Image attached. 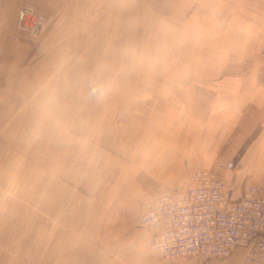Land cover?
Listing matches in <instances>:
<instances>
[{
	"label": "rangeland",
	"instance_id": "1",
	"mask_svg": "<svg viewBox=\"0 0 264 264\" xmlns=\"http://www.w3.org/2000/svg\"><path fill=\"white\" fill-rule=\"evenodd\" d=\"M25 4L34 8L28 28L20 19ZM14 37L21 43L15 54L12 41L1 44L13 53H0V61H20L0 83V264H99L93 253L105 252L113 230L104 222L112 214L102 211L117 173L107 168L109 158L129 157L148 132L202 129L206 110L213 137L209 162L197 169L217 171L235 198L250 184L264 187L245 177L235 196L232 183L247 175L239 154L260 127L238 124L223 147L221 117L214 115L241 110L236 104L243 103V115L252 119L255 71L264 77V0H23ZM104 75L114 84L97 100L89 87ZM237 91L245 94L241 100ZM241 129L251 134L234 154L227 144ZM60 139L86 141L84 157L73 161L81 172L71 178L64 221L45 211L46 151L55 153ZM54 156V167L60 166ZM229 161L235 166L223 167ZM85 173L91 185L77 186ZM61 183L59 176L53 184ZM241 248L197 258L198 264Z\"/></svg>",
	"mask_w": 264,
	"mask_h": 264
},
{
	"label": "crops",
	"instance_id": "2",
	"mask_svg": "<svg viewBox=\"0 0 264 264\" xmlns=\"http://www.w3.org/2000/svg\"><path fill=\"white\" fill-rule=\"evenodd\" d=\"M23 0H0V53L5 52L15 54V47L18 49L21 43H15V29L18 18L19 5ZM28 1V0H27ZM165 2L166 0H162ZM1 41H12L13 46L7 49L1 44ZM4 46L5 49H2ZM10 46H8L10 48ZM14 47V48H13ZM10 52V53H9ZM11 55H9L10 57ZM15 58V57H13ZM13 60V59H12ZM20 61L5 62L0 61V83H7L16 71V65ZM254 75L253 106L254 111L252 119L245 117L243 103H237L241 110L231 112L229 110H216L214 115L221 117V139L219 143L225 146L230 130H235L238 124L241 126L244 122L253 123L260 127L253 141L248 144L242 154H239V163L248 165L246 174H241L233 180L234 188L242 185L244 178L247 183L257 182L264 184V77L258 74ZM13 77V76H12ZM209 89V86H207ZM237 99L245 95L241 91L235 92ZM204 102L206 109L209 108V92L206 93ZM243 102V101H242ZM207 125L202 129L190 130V132H148L145 138H142L136 149L129 157H118L108 161L107 168L117 167L113 181L108 184L106 207L102 211H108L112 218L105 219L106 227L113 229L103 243L104 251L93 253L95 260L99 264H198L196 257L178 258L172 261H161V255L158 251L149 247L148 238L150 231L141 224V215L145 212L148 205L158 196L159 192L166 186L178 182L186 181L193 170L198 165L209 162V137L212 138V131L209 130V110L205 112ZM247 120V121H246ZM199 128L198 126H196ZM254 127V128H256ZM230 128V129H229ZM242 130V129H241ZM244 131V132H242ZM237 133L231 145L228 147L232 153H238L249 132L242 130ZM220 132V131H219ZM53 143V141H52ZM86 141H73L60 139L56 141L55 150L56 159L60 160L61 165L54 167V152L46 151V207L45 211L58 212L61 220L64 221L65 213L69 211L71 178L80 177V163L74 165L75 159L83 158L85 151L81 147H86ZM230 145V146H229ZM48 147V143L46 145ZM54 146L52 147L55 148ZM59 147L61 148L59 150ZM95 154L102 155L98 150ZM96 157V155H94ZM101 170V168H100ZM83 171V168H82ZM92 171H90L91 176ZM94 173V172H93ZM85 180L79 187H88L91 183ZM61 177L62 183L56 188L54 180ZM3 177L0 174V179ZM5 182V179L3 180ZM101 182H98L100 185ZM242 188H237L235 196H239ZM233 195V196H234ZM4 209L0 212L4 213ZM245 248L238 249L232 256L222 259H216L210 264H243ZM96 262V261H95ZM97 264V263H96Z\"/></svg>",
	"mask_w": 264,
	"mask_h": 264
},
{
	"label": "built area",
	"instance_id": "3",
	"mask_svg": "<svg viewBox=\"0 0 264 264\" xmlns=\"http://www.w3.org/2000/svg\"><path fill=\"white\" fill-rule=\"evenodd\" d=\"M33 11L28 4L21 8L24 28ZM234 166V161L223 165ZM141 223L150 231L149 247L164 258L225 257L243 247V264H264V187L259 184L235 198L217 171L200 168L184 183L163 189Z\"/></svg>",
	"mask_w": 264,
	"mask_h": 264
},
{
	"label": "clouds",
	"instance_id": "4",
	"mask_svg": "<svg viewBox=\"0 0 264 264\" xmlns=\"http://www.w3.org/2000/svg\"><path fill=\"white\" fill-rule=\"evenodd\" d=\"M114 84L112 75H104L93 81L89 87V93L97 100H102L110 92Z\"/></svg>",
	"mask_w": 264,
	"mask_h": 264
}]
</instances>
